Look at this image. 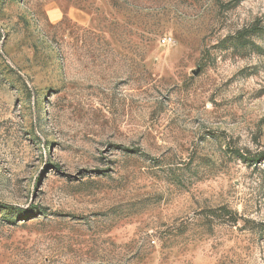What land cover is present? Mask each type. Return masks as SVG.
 Masks as SVG:
<instances>
[{
    "label": "rangeland",
    "instance_id": "obj_1",
    "mask_svg": "<svg viewBox=\"0 0 264 264\" xmlns=\"http://www.w3.org/2000/svg\"><path fill=\"white\" fill-rule=\"evenodd\" d=\"M0 264H264V0H0Z\"/></svg>",
    "mask_w": 264,
    "mask_h": 264
},
{
    "label": "trees",
    "instance_id": "obj_2",
    "mask_svg": "<svg viewBox=\"0 0 264 264\" xmlns=\"http://www.w3.org/2000/svg\"><path fill=\"white\" fill-rule=\"evenodd\" d=\"M257 159H258V156H254V157H251L250 160H251V161H252V160L256 161ZM226 210H227V209L225 208L223 211H226Z\"/></svg>",
    "mask_w": 264,
    "mask_h": 264
},
{
    "label": "built area",
    "instance_id": "obj_3",
    "mask_svg": "<svg viewBox=\"0 0 264 264\" xmlns=\"http://www.w3.org/2000/svg\"><path fill=\"white\" fill-rule=\"evenodd\" d=\"M163 41L165 42V39H163Z\"/></svg>",
    "mask_w": 264,
    "mask_h": 264
}]
</instances>
